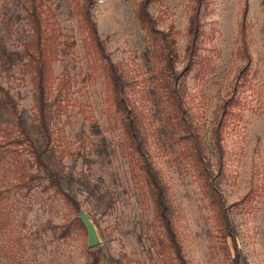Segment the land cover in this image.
Here are the masks:
<instances>
[{
	"label": "rangeland",
	"instance_id": "obj_1",
	"mask_svg": "<svg viewBox=\"0 0 264 264\" xmlns=\"http://www.w3.org/2000/svg\"><path fill=\"white\" fill-rule=\"evenodd\" d=\"M141 1L38 0L52 53L47 159L60 188L47 187L25 145L0 148V264H92L94 258L95 264H162L160 230L86 13L121 73L187 264H264V0H203L200 48L177 88L189 130L211 166L206 182L185 141L176 140L182 132L169 120L159 41L136 17ZM194 1L148 0L146 7L154 28L176 40L175 72L183 67ZM26 16L25 0H0V57L21 52L29 41ZM23 71L19 62L8 75L0 69V142L19 137L23 128L39 147L32 74ZM59 80L65 81L60 94ZM22 173L37 174L29 191L20 183ZM80 215L94 228L98 243L92 247Z\"/></svg>",
	"mask_w": 264,
	"mask_h": 264
},
{
	"label": "trees",
	"instance_id": "obj_2",
	"mask_svg": "<svg viewBox=\"0 0 264 264\" xmlns=\"http://www.w3.org/2000/svg\"><path fill=\"white\" fill-rule=\"evenodd\" d=\"M25 2L26 17L30 29V39L24 45L21 52L5 53L3 57H0V69L8 75L12 71L16 62H19L24 69L23 72L32 74L31 84L35 98V120L41 138V146L38 147L34 138L23 128H20V136L0 142V148L9 149L25 145L31 160V166H33L37 172L42 174V177L47 181L48 188L58 190L60 188L58 173L47 159L53 143L51 130L52 116L50 113V102L48 98L50 93L51 47H49L46 42L47 35L43 27L41 13L38 11V0H25ZM147 4L148 0L140 2L139 9L136 11V17L142 28L146 30L149 35L155 37L159 41L157 58L164 63L160 72L162 75V89L164 90L170 107L168 112L169 120L173 122V126L178 131L182 132L180 135L176 136V140L180 143L185 141L186 152L189 154L191 160L198 166L199 178L206 182L208 181L210 174H212V171L210 170L211 166L210 163L204 161L202 157L201 141L199 137H197L194 130H189V124L182 106L183 101L177 88V83L180 77L186 75L192 70L200 48V18L203 0H195L191 7L185 31L186 43L182 61L183 67L179 72H175L174 70L176 40L173 37H170L169 33L158 31L154 28V20L149 15L148 11H146ZM86 21L89 25L91 40L95 49L106 61L104 68L113 92L114 106L116 107V112L119 114L121 128L126 137V142L131 153L136 156V158H134L135 166L148 191L155 224L160 230V238L157 247L162 264H187L182 246L173 227L172 209L166 188L157 171L146 156L144 144L141 140L137 126L135 125L133 114L127 106L123 94L121 73L105 53L104 48L99 41L96 27L94 23L89 20L87 13ZM242 56H244V54H242ZM246 69L247 64L243 71ZM64 87L65 81L59 80L55 87L56 93L60 94ZM0 90H3L1 86ZM5 98L6 102L10 103L11 106L15 105L16 102L8 91L5 92ZM213 135L216 140L215 145L219 149V142L215 131ZM36 175L37 174L32 173L20 174V183L27 189V191L31 190L34 181L37 179ZM68 199L76 212H79L77 201L71 196H68ZM224 221L226 222V218ZM78 222L80 226L85 229L79 217ZM95 262L96 258L93 259L92 264H95Z\"/></svg>",
	"mask_w": 264,
	"mask_h": 264
},
{
	"label": "water",
	"instance_id": "obj_3",
	"mask_svg": "<svg viewBox=\"0 0 264 264\" xmlns=\"http://www.w3.org/2000/svg\"><path fill=\"white\" fill-rule=\"evenodd\" d=\"M79 218H80L83 226L85 227V230L87 231V234H88V245L90 247L96 245L98 242H97V238H96V234H95L93 226L83 216L80 215Z\"/></svg>",
	"mask_w": 264,
	"mask_h": 264
}]
</instances>
